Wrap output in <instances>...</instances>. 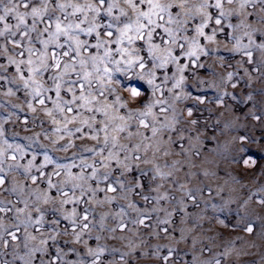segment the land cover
<instances>
[{
	"label": "rangeland",
	"instance_id": "obj_1",
	"mask_svg": "<svg viewBox=\"0 0 264 264\" xmlns=\"http://www.w3.org/2000/svg\"><path fill=\"white\" fill-rule=\"evenodd\" d=\"M200 2L189 0L192 14L178 18L182 26L165 25L173 30L172 36L163 28L156 30L152 45H159L157 48L147 39L132 45L111 42L135 16L123 0H108L95 23L97 32L114 33L106 45L113 50L111 62L107 58L101 62L103 48L89 47L84 55L97 57L95 67L89 60L92 85L86 86L87 91L100 101L97 107H112L107 109L108 116L79 109L80 118H95L93 128L84 127L79 133L75 132L78 123L68 126L69 133L42 110L52 109L56 119L63 120L55 110L54 91L43 92L45 105H39V97L30 95L31 89L24 88L15 65L8 63L7 57L21 49H13L6 41L19 40V33L0 38V45L9 49L0 55L4 66L0 68V175L7 181L0 186V207L12 209L0 213V264H51L57 256L56 264H264V0H248L244 8L240 7L244 0H235L231 5L225 3L223 9H216L215 0H208L213 17L221 10L225 13L219 17L221 25L213 19L204 29L206 35L214 34L211 41L196 33L202 18L195 8ZM112 3L117 6L109 12ZM121 9L128 17L120 16ZM20 11L25 9L20 7ZM72 11L57 10L53 21L57 17L63 20ZM93 15L88 14L82 28L91 25ZM69 19L75 22L84 16ZM6 22L16 23L11 17ZM26 23L30 27L32 19L26 18ZM45 26L43 22L36 25L37 29ZM78 35L89 45L97 43L95 33ZM30 37L32 44L25 37V46L42 47L38 32ZM173 37L175 43H166ZM194 37L196 44L191 43ZM46 38L47 34L40 37ZM103 39L109 40L107 36ZM64 42L60 37L59 43ZM121 47L129 48L133 55L121 57L115 51ZM65 49L50 45L49 53ZM169 49L176 59L165 63ZM190 51L195 55H187ZM137 58L143 68L135 62ZM128 60L134 63L129 66ZM77 68L83 73L84 69ZM51 74L37 77L49 89L54 87L48 79ZM66 79L78 77L73 73ZM132 90L138 95L133 97ZM61 95L71 98L64 91ZM149 106L151 115L140 116ZM120 116L127 125L116 148L111 142L104 144V133L99 134V143L88 138L96 134L95 128L103 127L101 122L111 121L109 131L116 124L123 125L125 121L112 119ZM140 119L149 128L141 127ZM153 127L159 130L155 136ZM156 147L161 151L156 152ZM102 162L109 166L102 167ZM94 169L96 175L90 178ZM157 170L171 175L161 177ZM109 184L117 191L107 192ZM62 191L72 202L61 203L65 199ZM73 210L75 231L72 219L64 218ZM84 215L87 221L82 219ZM141 218L146 226L138 223ZM85 223L88 228L82 230ZM120 224L126 225L123 231ZM249 227L252 232L246 230ZM8 232H14L17 239L12 240ZM77 232H82L79 242ZM52 236L55 240L48 239ZM42 239L47 244H41ZM37 247L40 252L35 251ZM90 249L94 254H89ZM164 256L169 259L165 261Z\"/></svg>",
	"mask_w": 264,
	"mask_h": 264
},
{
	"label": "snow or ice",
	"instance_id": "obj_2",
	"mask_svg": "<svg viewBox=\"0 0 264 264\" xmlns=\"http://www.w3.org/2000/svg\"><path fill=\"white\" fill-rule=\"evenodd\" d=\"M235 2V0H215L214 7L216 9H223V5L225 3L231 5ZM248 0H244V3L240 4L241 8H244L245 4ZM108 3V0H95V2H89L85 4H73V3H60L59 0H0V24H3V28L0 29V38L6 36L15 37L17 33L20 35V39H7L6 43L12 45L13 49H21L18 53L14 55H9L7 57L8 63L10 65H15L16 72L19 76V79L23 82V86L26 89H31L30 95L34 98L39 97L37 103L41 106L45 105V98L43 97L42 93L46 91H54L55 92V110L59 112L63 116V120H57L53 114L52 109L42 108L45 111V115L52 117V122L54 124H63V130L71 133V129H69V125L72 124H79L80 126L75 128V132L79 133L82 131L84 127L93 128L95 123V118L90 117L89 119H82V113L79 109H83L86 112H96L101 113L105 116H108L107 109L112 107V105H103V108L97 107L96 105L100 103L96 96L92 95L90 91H87V87L92 85V80L89 79L92 76V72L88 71V64L89 60L93 62V67H95V61L97 57L89 53L88 56H85V53L89 52V47L97 48V49H105L103 53V57L100 58L101 62H104V59L107 58L111 62L110 58L112 55V49L106 47V45L111 41L114 33L112 31H108L106 33L101 34L100 32L96 31V19L99 15H101L102 9L104 5ZM123 3L127 5L128 9L131 10L132 14L135 16L134 20L131 22L126 23L124 27L120 30L119 37L115 41H111L114 43H118L124 45L127 43L128 45H132L135 43L136 40H145L147 39L148 43L152 45V40L154 33L157 29L163 28L169 36H172V29L170 27H165V25L170 24H177L181 25V21L178 19L182 14L183 15H190L192 14V9L188 7L189 0H123ZM38 6H33V5ZM115 3L108 4V11L111 12L112 8L116 7ZM211 5L209 4L208 0H201L199 6L195 8V14L199 15L201 19V23L196 29L197 36L205 37L207 40L211 41L214 39L213 35H206L204 29L209 27V22L214 19L216 25H221L222 20L219 18L220 16L225 15V13L221 10L219 16L213 17L209 12L208 8ZM20 7H23L25 11L21 12ZM67 8H72L73 11L71 13H65L63 20L60 18H56L53 21L52 14L55 13L57 10L60 12H65ZM89 13H93L92 23L88 28H82L81 25L87 22V17ZM79 14H83L84 19H77L75 22L69 19L71 17H78ZM129 13L124 11L123 9L120 10L121 17H128ZM167 16V19L165 17ZM11 17L16 21L15 24L7 23V19ZM26 18L32 19V25L29 27L26 23ZM37 22H43L46 26L42 29H37L36 25ZM163 22V23H161ZM24 26L26 31H22L21 28ZM111 28V25H108ZM15 28L17 31H12ZM54 29V30H53ZM32 32H38L37 42L42 46L41 48H36L33 46H25L22 41L25 37H29V44H32V39L30 34ZM79 33H85L86 35H92L93 33L96 34L97 43L95 45H89L87 41H82L79 39ZM47 34L46 39H40ZM103 36H107L109 40L103 39ZM60 37L65 38V42L59 43ZM175 43V38L173 37L170 41H166V43ZM192 44H196V38L194 37L191 41ZM65 44L67 48L65 49ZM54 45L55 48L65 49L62 52L52 51L49 53V46ZM154 47H159V45H152ZM181 47H183L181 45ZM0 55L4 53H8L9 49L4 46L0 45ZM121 57H128L133 55V52L127 47H121L116 49ZM18 55L20 57H25L24 59H16L15 56ZM187 55H195L194 52H188ZM247 55L251 58V53H247ZM175 57L172 56L171 50H168L167 58L165 63L175 61ZM138 63L139 67L143 68L144 64L142 61L137 58L135 61ZM115 63L119 64L121 61H115ZM127 63L131 66L134 62L132 60H128ZM79 68L84 69L83 73L78 71L77 66ZM163 66V64L158 65ZM4 67L0 65V68ZM25 70L27 71V75H25ZM99 72V69H95ZM105 73H107V68H105ZM178 71H183V68H178ZM44 73H52L48 76V79L51 80L54 84L52 89L46 88L44 83L37 79V77H42ZM76 74L78 79L71 80L66 79L70 78L72 74ZM151 83V81H150ZM67 85V87H65ZM87 86V87H86ZM77 88L79 89V94H77ZM67 92L71 94L70 99H65L64 96L61 95V92ZM103 95V92L100 93ZM131 95L133 97L137 96L138 93L135 90H132ZM51 99V97H48ZM119 99V98H117ZM72 105H75L76 108L74 109ZM29 107L33 112L37 111L35 107L29 103ZM163 111V109H162ZM190 114V113H189ZM151 115V109L149 106V110L146 112H141L140 116L148 117ZM112 119H119L121 121H125L123 125L116 124L114 127L111 128L109 131V124L111 121L108 122H101L103 123V127H98L94 129L95 135L89 136L88 138L94 139L97 143L100 142V133H104L103 142L107 146L109 142L112 143V147L116 148L118 146L117 140L120 133H123L126 129L127 121L125 117H113ZM139 124L143 128H149V124L145 122V119H140ZM56 131H61V128H57ZM159 130L156 128H152L153 136ZM87 135V133H85ZM63 138V137H61ZM137 149L140 147L139 145L136 146ZM145 151L148 150V145H145ZM67 150V148H65ZM89 151H93L89 149ZM161 149L156 147V152H160ZM167 152H164V155H167ZM15 159V157H12ZM111 157H104V160L110 161ZM133 159L140 160L142 159L140 156H133ZM145 163H149V161L145 160ZM102 167H108L107 163L102 162ZM3 169H0L2 172ZM96 175V170H93L92 177L94 178ZM157 175L164 177L166 175H171V173H163L157 170ZM83 179V177H80ZM107 179V176L105 177ZM37 178L35 176L32 177V182L36 183ZM6 176L0 175V186L6 184ZM49 187H53L51 181H49ZM79 187V185H77ZM100 191H105V189H99ZM107 192H116L117 189L109 184L106 188ZM61 196L65 197L62 200V204H68L72 202V198H69L67 192H61ZM163 198V197H162ZM147 199V197L145 198ZM75 202H79L78 199ZM3 202H0L2 204ZM47 203V200H45ZM12 209L6 207H0V213H7ZM17 212L23 213L24 209H17ZM76 213L75 210L69 215L64 217L65 219H72L73 230L75 231L76 221L74 219ZM83 220L87 221L88 216L84 215L82 217ZM41 221L36 220L35 223L39 224ZM135 223V222H134ZM138 223L140 225H145V218H141ZM163 223H167V221H163ZM146 226V225H145ZM121 231L126 228V225L120 224L119 225ZM88 228V224L85 223L82 225V230ZM248 232H252L253 229L251 227L246 229ZM165 231H167L165 229ZM82 232H77L75 236L76 242H79L81 239ZM8 235L11 237L12 240H16L17 236L14 232H8ZM32 240H35L36 237L32 236ZM48 239L55 240V237H49ZM4 246H8V241H4ZM41 244H47L46 239H42L40 241ZM36 252H40V248L35 249ZM89 254L92 253L91 249L89 250ZM123 258V257H122ZM56 259L54 258L51 261V264H56ZM163 259L167 261L169 256H164Z\"/></svg>",
	"mask_w": 264,
	"mask_h": 264
}]
</instances>
